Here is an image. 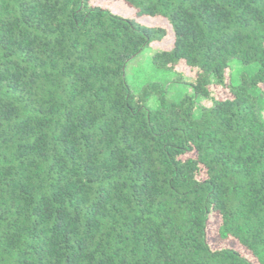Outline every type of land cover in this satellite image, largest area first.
Masks as SVG:
<instances>
[{
	"label": "trees",
	"instance_id": "1",
	"mask_svg": "<svg viewBox=\"0 0 264 264\" xmlns=\"http://www.w3.org/2000/svg\"><path fill=\"white\" fill-rule=\"evenodd\" d=\"M122 1L0 0V264H254L212 211L264 264V0ZM144 17L194 80L156 109L124 75L168 37ZM233 59L256 67L217 94Z\"/></svg>",
	"mask_w": 264,
	"mask_h": 264
},
{
	"label": "rangeland",
	"instance_id": "2",
	"mask_svg": "<svg viewBox=\"0 0 264 264\" xmlns=\"http://www.w3.org/2000/svg\"><path fill=\"white\" fill-rule=\"evenodd\" d=\"M91 3L95 6L107 8L114 14L125 18L135 17L134 8L128 6L122 0H91ZM139 21L151 26L165 27L169 30V33L168 37L163 42L152 43L146 46L141 53L127 63L124 75L132 92L137 94L141 92L145 86H157L159 92L152 93L148 101V107L151 109H156L159 106L161 97L178 100L187 94H193L192 82L194 80L193 73L190 70L182 69L181 67L176 68V70L159 68L153 62V55L157 50L169 49L172 46L173 34L171 33L168 22L165 19L154 17H144L139 19ZM255 67L256 65H253L247 70L238 60H231L230 70L227 77L228 86L214 87L215 93H221L223 96H226L229 94V86L238 85L240 83L241 73L243 71L250 73ZM212 104V99L199 98L197 100L199 110L204 107L209 108ZM262 116L264 117V112L262 113ZM220 222V215L213 211L210 212L208 220V243L211 248L213 250L227 248L235 249L241 252L243 256L254 264H258L252 253L235 242V240L225 241L220 239L218 234Z\"/></svg>",
	"mask_w": 264,
	"mask_h": 264
}]
</instances>
